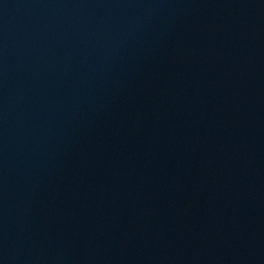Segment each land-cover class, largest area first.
<instances>
[{
    "label": "water",
    "instance_id": "water-1",
    "mask_svg": "<svg viewBox=\"0 0 264 264\" xmlns=\"http://www.w3.org/2000/svg\"><path fill=\"white\" fill-rule=\"evenodd\" d=\"M0 264H264V0H0Z\"/></svg>",
    "mask_w": 264,
    "mask_h": 264
}]
</instances>
